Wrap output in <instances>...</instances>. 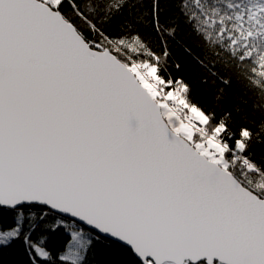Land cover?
Instances as JSON below:
<instances>
[{
	"label": "snow or ice",
	"instance_id": "snow-or-ice-1",
	"mask_svg": "<svg viewBox=\"0 0 264 264\" xmlns=\"http://www.w3.org/2000/svg\"><path fill=\"white\" fill-rule=\"evenodd\" d=\"M257 143L264 0H0V264H264Z\"/></svg>",
	"mask_w": 264,
	"mask_h": 264
},
{
	"label": "trees",
	"instance_id": "trees-1",
	"mask_svg": "<svg viewBox=\"0 0 264 264\" xmlns=\"http://www.w3.org/2000/svg\"><path fill=\"white\" fill-rule=\"evenodd\" d=\"M116 29V25H114V30ZM181 40L186 43H190L195 46L194 37L191 36L189 31L185 29L184 33L181 35ZM176 55L182 59L183 50L180 48L176 49ZM168 71L172 72L174 76H179L181 73H178L176 69L170 67ZM183 75L187 76L189 79L193 80L194 90L193 96L198 101V103L206 108L208 111H213L219 117L223 112L230 111L233 108V105L237 102L235 97L240 94L239 89L233 88L227 90L228 95L224 100L217 103L215 99L216 89L211 85L205 86L201 82L198 81L196 76V71L193 65L185 59V69ZM235 115V113H234ZM242 121L237 117V123L234 125V131H238L240 124ZM256 160L264 159V143H257L254 145L252 149ZM0 220L5 225H10L12 223V218L9 216H2ZM39 237V233L36 234ZM69 239L67 233H57L51 236L48 241L49 247L53 252L61 250L62 246L65 245L66 241ZM11 264H29V256L25 255V246L22 244H16L14 249L8 253Z\"/></svg>",
	"mask_w": 264,
	"mask_h": 264
}]
</instances>
